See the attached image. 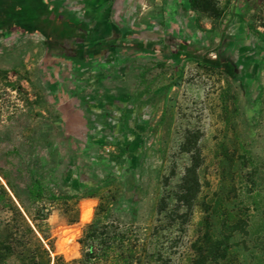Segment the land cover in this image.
<instances>
[{
  "label": "rangeland",
  "instance_id": "rangeland-1",
  "mask_svg": "<svg viewBox=\"0 0 264 264\" xmlns=\"http://www.w3.org/2000/svg\"><path fill=\"white\" fill-rule=\"evenodd\" d=\"M84 4L0 0V264L81 259L100 204L135 264H264V0L178 38L88 36Z\"/></svg>",
  "mask_w": 264,
  "mask_h": 264
},
{
  "label": "crops",
  "instance_id": "crops-1",
  "mask_svg": "<svg viewBox=\"0 0 264 264\" xmlns=\"http://www.w3.org/2000/svg\"><path fill=\"white\" fill-rule=\"evenodd\" d=\"M84 3L86 13L74 22L88 36L116 38L135 32L148 38H178L189 36L195 26L189 0H84ZM205 28H209L207 24ZM86 52L80 49L77 54Z\"/></svg>",
  "mask_w": 264,
  "mask_h": 264
},
{
  "label": "trees",
  "instance_id": "trees-1",
  "mask_svg": "<svg viewBox=\"0 0 264 264\" xmlns=\"http://www.w3.org/2000/svg\"><path fill=\"white\" fill-rule=\"evenodd\" d=\"M204 0H189L192 11H200ZM211 30V29H210ZM41 196V186L37 180L28 188V199L36 202ZM114 200L113 198L111 199ZM105 213L112 215L110 206L100 204L97 207L94 221L87 226L80 244L85 249L81 259L66 262L62 257H54L52 264H135V253L132 244V236L127 231L120 230L118 222L111 220L110 227L113 232L106 231L107 228L99 227V215ZM139 264V263H137Z\"/></svg>",
  "mask_w": 264,
  "mask_h": 264
}]
</instances>
